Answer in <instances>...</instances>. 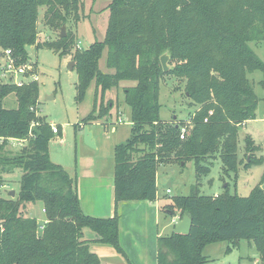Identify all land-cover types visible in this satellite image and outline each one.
I'll return each instance as SVG.
<instances>
[{
  "label": "trees",
  "instance_id": "16d2710c",
  "mask_svg": "<svg viewBox=\"0 0 264 264\" xmlns=\"http://www.w3.org/2000/svg\"><path fill=\"white\" fill-rule=\"evenodd\" d=\"M81 0H0V55L9 50L16 67L27 61L29 47H44L60 57L70 54L74 37L60 30L80 22ZM57 30V39L38 42V21ZM102 40L75 50L74 100L81 104L93 83L91 111L75 130L110 115L113 104L105 95L122 82L124 103L129 109L130 137L114 148V209L118 203L156 200V171L162 164L183 166L192 162L195 178L207 176L211 159L217 158L224 174L240 168L262 166L260 185L248 196L231 194L228 185L217 196L198 193L176 196L161 210L191 219L187 235L160 237L157 264H204L206 246L245 240L264 262V157L249 135L240 129L255 120L259 103L249 76L262 73L264 62L253 46L264 45V0H111ZM106 51V68L99 61ZM169 55L167 73L159 58ZM183 84V96L191 112L185 120L160 119L159 90L164 77ZM14 95L16 108L6 109L4 99ZM39 86L29 81L21 86L0 80V264H100L84 240L83 231L95 235L94 243L124 255L114 215L98 218L85 214L71 177L49 158L51 124L39 115ZM98 98V100H97ZM118 106V105H117ZM109 124L105 122L104 127ZM186 133L180 139V130ZM242 139L243 153L238 158ZM9 139L23 141L15 153L6 150ZM18 171V190L4 198L3 173ZM40 204L44 222L24 215L27 205Z\"/></svg>",
  "mask_w": 264,
  "mask_h": 264
},
{
  "label": "rangeland",
  "instance_id": "374dc122",
  "mask_svg": "<svg viewBox=\"0 0 264 264\" xmlns=\"http://www.w3.org/2000/svg\"><path fill=\"white\" fill-rule=\"evenodd\" d=\"M81 1L83 6L80 12V22L75 24L71 21L65 28V35L66 31H69L74 37L70 54L60 57L53 50L44 47H29L27 49L28 59L24 64L28 74L34 75L37 79L35 82L39 86V115L45 117L51 125L59 127L61 130V137L55 136L49 143L50 161L63 167L71 177L81 175L82 171L93 161L97 164L99 162L101 164V161L108 163L110 158L114 157L115 146L124 143L130 137L131 131L129 109L124 103L122 92V87L133 85L131 82H122L117 89H111L106 93L104 103L111 102L113 104L110 115L88 126L100 143L98 150L86 145L82 147L80 139L81 134L83 137V132L74 129L75 125L91 111L95 88L92 83L86 92L84 101L77 104L74 100V85L77 76L73 70L74 65L70 70L69 63H73L72 58L75 50L86 48L95 40H102L107 19V12L104 9L111 2V0ZM43 11L44 9H41L38 21L39 43L55 40L59 34L57 30H47L42 25ZM253 49L264 62V45L253 46ZM99 69L103 73L111 72L106 68V51L103 52L99 61ZM249 78L254 83L259 103L255 120L249 121L243 129H240V136L241 138L245 135L251 136L254 143L260 148V151L254 156L264 157V87L259 84L263 75L256 71ZM183 88V84L178 83L170 76L164 77L161 81L159 104L162 121L185 120L188 113L192 111L186 104L187 100L183 96ZM3 106L6 109L16 108L14 95L7 96L3 101ZM117 118H121L122 123H117ZM105 122L109 124L107 127H104ZM241 138L238 158L243 161L246 159L249 162V156L245 157L243 153ZM22 146L7 142L6 150L13 155ZM83 148H85L84 151ZM210 163L209 174L201 176L199 179L195 178L192 162H187L184 166L175 162L160 165L156 171L157 193L153 204L160 207L168 205L173 197L189 195L191 187L194 185L200 195L214 197L219 195L224 186L227 185L229 193L242 197L248 196L254 187L260 185L262 166L251 165L248 169L240 168L234 182V174H224L217 158L211 159ZM2 177L4 185L1 187V195L4 198H9L11 191L15 195L18 190L17 181L20 173L18 171L4 172ZM167 189L171 191L170 195L165 193ZM24 215L34 217L39 224L45 220L40 204L27 205ZM174 216L179 217L178 213ZM170 219L171 216H167L164 220L159 219L161 226H168L166 232L168 234L175 228L170 223ZM203 256L206 258L204 264H264L253 245L245 240L234 246L227 241L208 245L203 251Z\"/></svg>",
  "mask_w": 264,
  "mask_h": 264
},
{
  "label": "crops",
  "instance_id": "0c3cea01",
  "mask_svg": "<svg viewBox=\"0 0 264 264\" xmlns=\"http://www.w3.org/2000/svg\"><path fill=\"white\" fill-rule=\"evenodd\" d=\"M83 130H81V133ZM95 150L100 143L94 137ZM81 145L85 147L81 134ZM85 148L82 150L84 151ZM112 160V161H111ZM98 166V167H97ZM114 159L108 163L97 164L93 161L82 174L76 175V188L82 211L90 216L108 218L118 216L120 246L124 255L118 254L111 247L94 243L95 235L89 230L83 231L84 240L89 242V248L94 252L100 264H157V241L171 233H166L168 226L160 225L159 219L169 215L153 202L129 201L118 203L114 209ZM171 217L173 227L177 224Z\"/></svg>",
  "mask_w": 264,
  "mask_h": 264
},
{
  "label": "built area",
  "instance_id": "2783aa9c",
  "mask_svg": "<svg viewBox=\"0 0 264 264\" xmlns=\"http://www.w3.org/2000/svg\"><path fill=\"white\" fill-rule=\"evenodd\" d=\"M80 49V48H79ZM0 80L4 83H12L17 86H21L29 81H36L34 75L28 74L26 67L24 65L16 67L14 65V60L11 57L9 50H5L3 54L0 55ZM117 123H122L121 118H117ZM186 126H182L180 130V139H183L186 133ZM51 130L53 134H57L56 126L51 125ZM9 143H16L22 146L23 141H18L14 139H9ZM167 195L171 194L170 190H166ZM180 221L179 217H175L173 222L177 224Z\"/></svg>",
  "mask_w": 264,
  "mask_h": 264
},
{
  "label": "water",
  "instance_id": "95a60500",
  "mask_svg": "<svg viewBox=\"0 0 264 264\" xmlns=\"http://www.w3.org/2000/svg\"><path fill=\"white\" fill-rule=\"evenodd\" d=\"M59 37L60 38L65 37V28L64 27L61 28ZM159 62H160V66L162 68V71L164 73H167L169 71L170 67L168 65L169 55L166 52L160 56ZM72 66H73V63L72 62L69 63V69L70 70L72 69ZM83 142L87 147L92 148V149L95 148L94 139L92 138V131L89 129L88 126H85L83 128ZM263 187H264V185H262V188ZM13 195H14V192L11 191L10 196L13 197ZM190 227H191V219L188 215H184V216H182L179 223L174 228V232L177 234L187 235L190 231Z\"/></svg>",
  "mask_w": 264,
  "mask_h": 264
}]
</instances>
